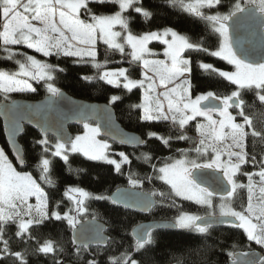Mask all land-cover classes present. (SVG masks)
<instances>
[{"label": "snow or ice", "instance_id": "obj_1", "mask_svg": "<svg viewBox=\"0 0 264 264\" xmlns=\"http://www.w3.org/2000/svg\"><path fill=\"white\" fill-rule=\"evenodd\" d=\"M163 3L176 13L175 22L136 32L134 17L147 25L159 14L144 0H0V61L11 65L0 67L7 136V147L0 146V264H29V257L50 264H155L156 248L169 232L198 241L173 251L194 252L200 264H213V253L225 251L213 236L221 228L264 249V0ZM105 7L110 11H101ZM184 20L203 25L201 32L182 31ZM68 63L94 70L80 80L103 82L121 94L108 95L102 106L77 102L62 87ZM197 70L208 86L194 83ZM224 82L230 92L216 90ZM38 88L45 93L38 103L12 99L14 93L38 94ZM133 96L128 109L139 135L123 132L113 118L114 106ZM70 120L82 125L74 136L65 129ZM25 125L38 130L31 155L19 143ZM157 141L169 155L155 154ZM117 142L133 151L115 150ZM180 142L187 146L174 147ZM60 162L76 178L62 191L55 178ZM134 162L149 171L134 170ZM89 178L109 186L94 191L83 186ZM115 178L126 186L113 191ZM97 202L125 213L172 215L129 231L126 216L113 224L92 206ZM57 225L68 238L37 235ZM237 247L234 241L225 264H264V255L237 253ZM168 264L187 261L171 255Z\"/></svg>", "mask_w": 264, "mask_h": 264}, {"label": "trees", "instance_id": "obj_2", "mask_svg": "<svg viewBox=\"0 0 264 264\" xmlns=\"http://www.w3.org/2000/svg\"><path fill=\"white\" fill-rule=\"evenodd\" d=\"M227 2V0H226ZM145 6L151 7L153 11L159 13L156 15L147 25V29L157 27V26H163V25H171L173 24V20L170 19L172 17L176 16V13L165 3H163V0H144ZM226 10V9H225ZM101 11H110L109 8H102ZM146 24L142 21L139 17H134L132 27L134 31L140 32L142 31V28ZM150 26V27H149ZM149 27V28H148ZM186 27V28H185ZM181 28H185L186 31L190 35H195L201 32L203 25L193 22L191 20H187V24H183L181 22ZM99 58L100 60L104 59V52L102 50H99ZM110 59H119V55L117 54L115 57H111ZM126 65L127 64H121ZM108 66H119L116 64H109ZM0 67H11L10 64H5L3 61H0ZM68 68V73L65 82L62 84V87H64V90L68 92L69 94L84 98L86 100L91 101H102L107 102V96L110 94H121L117 89L113 88L112 86L104 85L103 82L100 84H93L84 82L79 79L81 75H91L93 74L94 70L90 66H73L71 63H68L66 65ZM198 86V84H197ZM201 88H204V86H200ZM221 93H225L227 91H219ZM43 89L38 88V94H29L26 96V98L30 99H39L44 96ZM15 96H12L14 98ZM250 99V97H248ZM135 96H133L130 99L127 97L124 99L122 103H117L116 106H114V111L116 114V117L118 121L127 129L132 130L140 134L141 129L138 127L136 123V117L135 115H130L128 104L131 102H135ZM260 110L257 109V112ZM26 133L20 138L19 142L23 146V148L28 151L29 155H31L30 145L31 141L34 137L38 136V131L36 129H33L31 127L25 126ZM81 129L80 127L71 126L70 130H78ZM160 131H163V129H158ZM5 136L3 132V125L0 119V146H5ZM157 145H159V142H155L153 144V148H156ZM187 145L184 144V142H180L178 145H174V147H186ZM113 148L115 150H121V151H127L128 153H131L133 150L131 147L127 146H121L117 143H113ZM142 151H147V148L141 149ZM139 154V152H137ZM156 155H169L168 149L164 148L162 145H159L158 150L155 151ZM10 158L12 159L11 155ZM14 160V159H13ZM30 163H34V161H29ZM75 166H82V167H88L89 165L87 163L80 165L77 163H74ZM248 170H252L251 166H247ZM134 170H137L141 172L142 174L144 172L149 171L148 167L143 164H139L134 162L133 164ZM55 178L58 180V183L60 185V189L62 191L63 186L65 184L73 183L75 181V176L69 177L68 173L64 170L62 162L57 164L55 169ZM119 186H126V181L123 178H115V182L111 184V188L114 191L115 187ZM83 186H91L92 190L94 191H102V188H106L109 185L105 184L102 187L99 185H95L91 183L90 178L84 179ZM148 186L146 185V188ZM56 198H59V194H56ZM239 199V197H238ZM94 208H96L105 219L110 220L113 224H119L121 221L125 220V216L127 217V224L128 229L130 231L131 227H133L135 224L140 222L141 220H148V219H159L161 215H172L171 212H158L154 215L148 214V215H141L136 211L128 210L127 213H125V210L123 208H117L115 206H112L105 202H97L92 205ZM195 211V207L192 209ZM203 210L199 212V214H202ZM39 236L47 237L48 235H51L54 239H59L61 235H63L65 238H68V232L63 226L57 225L55 227H45L40 230L39 233H37ZM114 235H118L117 233H114ZM213 236L218 241H223V247L225 249L223 254H217L213 253L211 259L213 264H225L227 260L226 252L231 249V244L235 241L238 243V247L236 250H244L249 248H257L263 252L264 255V249H261L260 246L255 245L254 243L249 246L245 241L243 236H238L235 234L234 230L229 233V231L226 228L218 229L213 233ZM130 242V241H129ZM194 243H198V241H194L191 238L182 237L178 233H167L165 234L161 240L159 245L156 248V254H155V264H168V260L171 255H175L176 257H181L187 261V264H200V261L198 257L193 252L192 255H189L187 250L184 252L179 251H173L175 249H185L187 245H192ZM29 264H50V261L48 259H45L43 257L35 258V257H29Z\"/></svg>", "mask_w": 264, "mask_h": 264}, {"label": "water", "instance_id": "obj_3", "mask_svg": "<svg viewBox=\"0 0 264 264\" xmlns=\"http://www.w3.org/2000/svg\"><path fill=\"white\" fill-rule=\"evenodd\" d=\"M68 93V92H67ZM69 94V93H68ZM45 95V94H44ZM74 100H76L77 102H79V103H84V104H96V105H103V104H105L106 102H102V101H91V100H86V99H84V98H80V97H76V96H73V95H71V94H69ZM12 99H15L16 101H18L20 104H34V103H38V102H40V101H42L43 99H44V96L43 97H41V98H39V99H30V98H23V97H14V98H12ZM113 118H114V120H115V123H116V125H118V127H119V129H121L123 132H125V133H129V134H137V135H139L137 132H135V131H132V130H129V129H127V128H125L119 121H118V119H117V117H116V114H115V111H114V108H113ZM0 119H1V122H2V125H3V117L2 116H0ZM93 123H95L94 121H93ZM25 126H28V127H31V128H33V129H35L32 125H25ZM71 126H75V127H80V128H82V125H79V124H77V123H75V121H69V122H67L66 123V125H65V129H66V131H67V133L68 134H70V135H72V131L70 130V127ZM37 130V129H36ZM38 131V130H37ZM4 136H5V142L7 141V136H6V134L4 133ZM103 138H105L106 139V137H103ZM109 141H111V140H109ZM112 142V141H111ZM20 143V142H19ZM117 144H119L118 142H117ZM120 145V144H119ZM127 147H130V146H127ZM12 157V159H14L15 160V158H14V156H11ZM133 211H136V210H133ZM136 212H138V211H136ZM139 214H141V215H148V213H140V212H138ZM153 221V219H148V220H144V221H142V222H139V223H150V222H152ZM139 223H137V224H139ZM136 225V224H135ZM134 225V226H135ZM236 252L237 253H244V252H255V253H257L258 255H263V252L261 251V250H259V249H257V248H249V249H244V250H236Z\"/></svg>", "mask_w": 264, "mask_h": 264}, {"label": "rangeland", "instance_id": "obj_4", "mask_svg": "<svg viewBox=\"0 0 264 264\" xmlns=\"http://www.w3.org/2000/svg\"><path fill=\"white\" fill-rule=\"evenodd\" d=\"M105 12H107V11H105ZM170 20L171 21L173 20V22H175L174 21V17H172ZM182 23L183 24H187V20L182 21ZM147 25H145L142 28V31H146V30H149L150 29L149 28L150 26L148 27L149 29H147ZM153 28H155V27H153ZM185 28H181V30L187 32ZM142 31H140V32H142ZM100 50H102L104 52V48L103 47H101ZM26 51H29L30 54H35V53H32L31 50H26ZM35 55H37V58H40L39 57V54H35ZM200 58H202L205 62L213 63L215 66L220 67V68H223L224 70H231V66L226 65L223 61H219L216 58H212V57H208V56H203L202 54L200 55ZM98 59H100L99 58V53H98ZM119 66L128 67L126 65H119ZM108 67L109 68H114V67H117V66H108ZM194 83L196 85L198 84V86L199 85L200 86L202 85V86L206 87V86H208L209 81L207 80V77L206 76L201 75L199 73V70H197V72H196V79L194 80ZM216 90H218V91H224V92L225 91H227V92H230L231 91V89L226 86V82H224V83L219 84L218 86H216ZM28 95L29 94H20V93H14V94H12V96H15V97H23V98H26V96H28ZM81 131H82V128L81 129H78V130H74V131H72V135L74 136L75 134H77L78 132H81ZM101 138H103V137H101ZM117 151H121V150L118 149Z\"/></svg>", "mask_w": 264, "mask_h": 264}, {"label": "flooded vegetation", "instance_id": "obj_5", "mask_svg": "<svg viewBox=\"0 0 264 264\" xmlns=\"http://www.w3.org/2000/svg\"><path fill=\"white\" fill-rule=\"evenodd\" d=\"M142 221H144V220H141L140 222H142ZM139 223V222H138Z\"/></svg>", "mask_w": 264, "mask_h": 264}]
</instances>
